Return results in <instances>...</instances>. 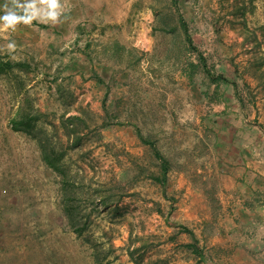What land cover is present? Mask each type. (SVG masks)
Returning a JSON list of instances; mask_svg holds the SVG:
<instances>
[{
	"label": "rangeland",
	"instance_id": "obj_1",
	"mask_svg": "<svg viewBox=\"0 0 264 264\" xmlns=\"http://www.w3.org/2000/svg\"><path fill=\"white\" fill-rule=\"evenodd\" d=\"M19 3L36 15L0 27V264H264L221 237L264 205V0Z\"/></svg>",
	"mask_w": 264,
	"mask_h": 264
},
{
	"label": "crops",
	"instance_id": "obj_2",
	"mask_svg": "<svg viewBox=\"0 0 264 264\" xmlns=\"http://www.w3.org/2000/svg\"><path fill=\"white\" fill-rule=\"evenodd\" d=\"M231 209L222 239L234 242L239 255L248 260L264 259V205Z\"/></svg>",
	"mask_w": 264,
	"mask_h": 264
},
{
	"label": "clouds",
	"instance_id": "obj_3",
	"mask_svg": "<svg viewBox=\"0 0 264 264\" xmlns=\"http://www.w3.org/2000/svg\"><path fill=\"white\" fill-rule=\"evenodd\" d=\"M45 4L48 5L50 11L48 15L51 18H55L57 13L54 11L57 8V0H43ZM12 4L15 8H8L5 15L0 16V27L3 29H16V26L23 22L24 24H30L33 19H35V12L31 11L32 5L30 4H20L19 0H12ZM7 8V5L5 6ZM15 9H22L23 15L17 13ZM10 48H14V45H10Z\"/></svg>",
	"mask_w": 264,
	"mask_h": 264
},
{
	"label": "trees",
	"instance_id": "obj_4",
	"mask_svg": "<svg viewBox=\"0 0 264 264\" xmlns=\"http://www.w3.org/2000/svg\"><path fill=\"white\" fill-rule=\"evenodd\" d=\"M182 25L184 27V29L186 30V33H187V40L190 44H193V39L191 37V35L189 34V29H188V24L187 22L185 21L184 18H182ZM201 58H202V61L204 62L205 64V59L204 57L201 55ZM206 65V64H205ZM206 68L207 65H206ZM208 72V75L212 78V80L215 82V83H218V82H221V81H228V79L225 77V75L223 74H215L213 73L210 69L207 70ZM20 123V122H19ZM21 123H25V121L21 122ZM153 147L155 149V153H156V156L161 160L162 162V170L164 172V176L163 178L161 179L162 182H165L166 179H167V173L169 171V161L168 159L161 153V151L157 148V146L155 144H153ZM43 151H44V158L46 160V162L48 163V165L52 168H54L56 171H59L60 170V166L58 165V161L57 159H54L53 157H51V155L49 154L47 148H45L43 146ZM190 230V229H188ZM188 246L194 248V250H196V252H198L200 254V256L203 257V254H202V251L200 249H195V244L194 243H190ZM201 257V259H202Z\"/></svg>",
	"mask_w": 264,
	"mask_h": 264
}]
</instances>
